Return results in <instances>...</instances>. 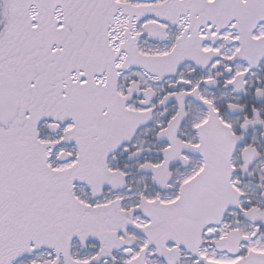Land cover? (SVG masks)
I'll return each instance as SVG.
<instances>
[{
  "label": "snow or ice",
  "instance_id": "6c2138e0",
  "mask_svg": "<svg viewBox=\"0 0 264 264\" xmlns=\"http://www.w3.org/2000/svg\"><path fill=\"white\" fill-rule=\"evenodd\" d=\"M0 264H264V0H0Z\"/></svg>",
  "mask_w": 264,
  "mask_h": 264
}]
</instances>
